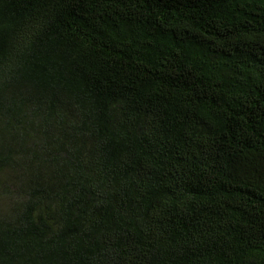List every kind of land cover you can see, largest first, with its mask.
Masks as SVG:
<instances>
[{
    "label": "trees",
    "instance_id": "obj_1",
    "mask_svg": "<svg viewBox=\"0 0 264 264\" xmlns=\"http://www.w3.org/2000/svg\"><path fill=\"white\" fill-rule=\"evenodd\" d=\"M0 264H264V0H0Z\"/></svg>",
    "mask_w": 264,
    "mask_h": 264
},
{
    "label": "rangeland",
    "instance_id": "obj_2",
    "mask_svg": "<svg viewBox=\"0 0 264 264\" xmlns=\"http://www.w3.org/2000/svg\"><path fill=\"white\" fill-rule=\"evenodd\" d=\"M12 202L13 199L8 195L6 196L3 190H0V210H7L12 204Z\"/></svg>",
    "mask_w": 264,
    "mask_h": 264
}]
</instances>
